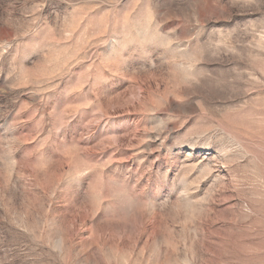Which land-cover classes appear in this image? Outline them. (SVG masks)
I'll return each instance as SVG.
<instances>
[{"label":"rangeland","instance_id":"rangeland-1","mask_svg":"<svg viewBox=\"0 0 264 264\" xmlns=\"http://www.w3.org/2000/svg\"><path fill=\"white\" fill-rule=\"evenodd\" d=\"M0 264H264V0H0Z\"/></svg>","mask_w":264,"mask_h":264}]
</instances>
